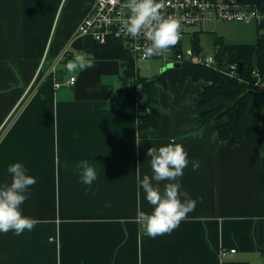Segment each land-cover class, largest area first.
I'll return each mask as SVG.
<instances>
[{"label":"crops","instance_id":"obj_1","mask_svg":"<svg viewBox=\"0 0 264 264\" xmlns=\"http://www.w3.org/2000/svg\"><path fill=\"white\" fill-rule=\"evenodd\" d=\"M90 8L91 0H0V185L10 183L8 164H23L36 182L21 209L37 221L20 235L0 233V264H264V141L253 117L243 116L240 144L221 140L216 129L228 119L201 125L200 112L226 102L199 107L206 83L189 78L159 88V127L139 130L135 78L125 79L117 59L93 58V37L74 38ZM187 31L195 50L199 32ZM80 53L93 66L68 72ZM70 76L73 85L55 87ZM172 137L190 161L182 188L201 203L153 238L135 219L138 208L152 209L137 176L151 175L147 149ZM82 159L98 169L88 191L78 179Z\"/></svg>","mask_w":264,"mask_h":264},{"label":"clouds","instance_id":"obj_2","mask_svg":"<svg viewBox=\"0 0 264 264\" xmlns=\"http://www.w3.org/2000/svg\"><path fill=\"white\" fill-rule=\"evenodd\" d=\"M130 15L122 22L123 30L132 38L143 34L150 45L143 50L145 57L163 56L171 46L176 45L182 24L174 17H163L160 9L161 0H125ZM209 61L212 57L207 58ZM93 63L88 54L80 53L73 56L65 65L68 72H79L91 68ZM169 139L159 147L151 146L146 155L151 168V175L143 178L137 176V194L143 190L144 198L152 205L150 212L137 209L135 219L151 237L163 235L178 229L182 221L191 217L200 204L193 202L183 190L179 177L189 165L188 152L181 143ZM79 182L90 189L98 179L96 163L88 159L78 161ZM191 172L195 175L200 171L199 162L191 163ZM10 174V183L0 185V233L12 231L20 235L26 229L31 231L37 221L22 213L21 205L28 199L30 186L35 184V177L21 163H11L6 167ZM164 182L163 185L161 182Z\"/></svg>","mask_w":264,"mask_h":264},{"label":"trees","instance_id":"obj_3","mask_svg":"<svg viewBox=\"0 0 264 264\" xmlns=\"http://www.w3.org/2000/svg\"><path fill=\"white\" fill-rule=\"evenodd\" d=\"M241 1L252 8L257 7L264 14V0ZM256 29L258 35L254 44H227L220 37L214 39L213 45L216 49L213 55L217 59L219 69L195 64L187 58H182V61L177 63L179 67H171L153 78H145L138 74L136 62L127 47L114 38L109 39L106 44L96 43L93 58L117 59L123 64L125 79L135 78L139 102L141 101L139 130H155L159 127V88L168 84L183 87L185 81L190 78L195 82L206 83L198 97L199 107H206L215 100L226 102L213 109L201 111V125L213 119L226 117L228 122L218 126L216 132L221 140H230L233 145H238L246 134L242 119L248 113L258 126L259 141L262 142L264 141V19L259 23L256 22ZM193 46L197 54L196 51L202 48L198 38L194 37ZM231 64H237L238 67L242 64L241 73H238V68L234 76L227 74ZM255 70L258 76L254 75ZM144 110L146 112L142 114Z\"/></svg>","mask_w":264,"mask_h":264},{"label":"built area","instance_id":"obj_4","mask_svg":"<svg viewBox=\"0 0 264 264\" xmlns=\"http://www.w3.org/2000/svg\"><path fill=\"white\" fill-rule=\"evenodd\" d=\"M161 3L162 8L160 12L162 16L177 18L182 24L176 45L171 46L162 56L166 62L179 63L182 61V58H187L192 63H199L209 68L219 69L217 59L213 54L210 55L212 60L209 61L207 59L209 56L196 54L193 48H188L185 52L182 51L181 42L183 37L188 34L187 30L211 18H218L223 21H241L244 23H251L254 20L259 23L264 19V14L257 7L252 8L245 5L241 0H161ZM129 15L130 9L127 7L125 0H91V8L79 22L74 33V38L89 35L99 44H106L109 39L114 38L127 47L134 62L139 59L156 57H145L143 55V50L150 45V41L143 34L132 38L123 30L122 22ZM67 52L66 49L64 54ZM238 68L237 64H231L226 73L234 76ZM39 71L35 77L37 82L39 80ZM55 72L56 65L53 64L44 76H52ZM253 73L254 75H259L256 70ZM36 81L31 86L37 87ZM75 81L76 78L74 76H70L66 81L55 79V87L71 86ZM256 82L258 83L259 79ZM235 251L236 249H232L230 252ZM227 253L228 251L224 249L221 252L223 255Z\"/></svg>","mask_w":264,"mask_h":264},{"label":"rangeland","instance_id":"obj_5","mask_svg":"<svg viewBox=\"0 0 264 264\" xmlns=\"http://www.w3.org/2000/svg\"><path fill=\"white\" fill-rule=\"evenodd\" d=\"M189 31L195 35L196 31L197 33L199 32L200 45L203 47V56H209L214 53L215 48L214 45H212V41L215 36H224V42L227 44H240L254 43L258 35L255 20L251 23H244L241 21H223L218 18H211L210 20L204 21L202 24L190 27ZM191 36H193V34L183 37V52H185L186 49L192 47ZM172 63V61H164L162 56H156L149 59H139L136 61V68L140 76L145 78H153L156 75H160L168 68H171L170 65ZM247 118L252 120L250 117Z\"/></svg>","mask_w":264,"mask_h":264},{"label":"water","instance_id":"obj_6","mask_svg":"<svg viewBox=\"0 0 264 264\" xmlns=\"http://www.w3.org/2000/svg\"><path fill=\"white\" fill-rule=\"evenodd\" d=\"M170 66H171V67H179V64H177V63H172ZM241 69H242V64L239 65L238 73H241ZM145 112H146V110H144V111L142 112V114H144Z\"/></svg>","mask_w":264,"mask_h":264}]
</instances>
